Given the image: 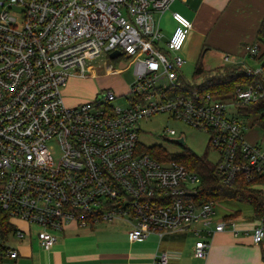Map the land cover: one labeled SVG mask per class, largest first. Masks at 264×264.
Returning <instances> with one entry per match:
<instances>
[{"label":"built area","instance_id":"obj_1","mask_svg":"<svg viewBox=\"0 0 264 264\" xmlns=\"http://www.w3.org/2000/svg\"><path fill=\"white\" fill-rule=\"evenodd\" d=\"M173 1L10 0L0 13V217L8 216L17 237L26 233L20 222L38 226L46 250L73 222L124 220L132 240L193 227L201 238L194 255L203 258L210 246L204 238L216 232L251 230L255 243L264 240V216L249 228H241L240 215L224 218L233 211L217 218L218 202L196 196L198 173L175 159L155 157L139 141L140 121L168 112L209 132L226 185L239 172L248 180L264 174V149L247 140L238 111L264 95L257 79L262 65L244 64L255 80L238 86L231 99L203 90L202 82H185L180 51L192 21L173 12L176 25L167 36L161 17H155ZM13 5L22 11H13ZM247 49L257 57V43ZM114 50L135 65L126 103L112 104L116 93L110 89L69 106L62 92L69 78L86 77L100 55L118 57L110 56ZM231 62L224 54V63ZM167 131L184 136L176 128ZM4 252L19 255L13 247ZM170 257L162 252L159 263Z\"/></svg>","mask_w":264,"mask_h":264},{"label":"crops","instance_id":"obj_2","mask_svg":"<svg viewBox=\"0 0 264 264\" xmlns=\"http://www.w3.org/2000/svg\"><path fill=\"white\" fill-rule=\"evenodd\" d=\"M181 1L185 5L170 6L159 17L162 24L163 20L166 22L163 28L167 36L176 25L173 12H180L192 21V28L180 51L186 61L197 64L200 58L203 61L208 54L224 60V54H229L232 62L227 65L260 64L250 56L247 48L253 43L259 45L257 37L264 21V0ZM105 62L108 73L118 71L115 66ZM91 69H94L93 63ZM103 222L86 227L74 222L68 224L69 227L49 250L41 246L32 226L20 222V227L26 231L23 238L12 231L5 238L0 235V264H160L159 254L165 251L171 254L167 264H264V243H255L251 230L241 231L237 235L221 231L206 236L204 239L210 242V246L203 258L193 255L196 242L201 239L196 236L193 227L175 231L177 233L166 232L162 237L152 233L142 240H132L129 236L131 226L123 231L116 230L114 225L99 228L98 225ZM240 226L249 228L246 223H240ZM87 227L88 232L83 237L77 233L71 237V233ZM189 233L194 234V242L187 238ZM5 247L16 248L19 255L10 256L4 252Z\"/></svg>","mask_w":264,"mask_h":264},{"label":"rangeland","instance_id":"obj_3","mask_svg":"<svg viewBox=\"0 0 264 264\" xmlns=\"http://www.w3.org/2000/svg\"><path fill=\"white\" fill-rule=\"evenodd\" d=\"M0 1H4L6 5L0 4L1 13L5 9L8 10L7 6L10 5V0ZM172 4L171 6L181 4L185 5V3L181 0H174ZM12 10L15 12H21L22 7L13 5ZM155 17L158 19L159 14H156ZM165 23L166 22L163 20L162 26H165ZM105 61H107L110 65L115 66L118 71L114 74L108 73L106 71L107 64ZM92 63L94 65V69H87L86 77L71 76L68 83L62 88L65 102L69 106L81 105L87 101L94 100L99 92L111 89L116 93V98L111 100V103L114 105L125 104L127 101L125 94L129 92L130 84L135 80V65L132 64L130 58L125 54L120 55L115 59L107 58L105 55H100V57L93 60ZM203 64L206 70L214 73L215 70H219L224 66V60H222L219 56H211L208 54L205 57V60H203ZM195 67V61L187 60L181 68L182 79L185 82L204 83L206 78L202 75H195ZM96 71L97 73H95ZM239 118L244 125L243 133L246 135L247 140L251 142L258 139L256 145L264 149V134L262 129L258 125H253L251 120L246 117L240 116ZM140 127L141 132L139 134V141L147 147L161 145L170 153H181L188 147L198 155H205L213 163H217L219 161V152L209 144V132L205 129L189 126L185 122L174 118L168 112L156 113L148 119H142L140 121ZM167 128H176L178 132L177 135H184L185 142L180 144L173 141L172 139L174 138V135L170 134L167 131ZM234 210H239L241 212V223H246L249 227H253L258 223L256 218H254V209L252 205L244 202L217 203V218H221L224 213H229ZM69 225L67 227H69ZM110 225H114L118 231L126 230L131 226L124 220H116L113 224L108 222L100 223L98 227L101 228ZM32 227L34 231H38V226L36 224H33ZM88 228L89 227L80 228L78 231L71 233V237H74L76 233L79 237H83L88 232L86 231ZM105 231L108 232L109 229H106ZM64 232L65 231L59 232V235L62 236V233ZM187 238L190 239V241H195V236L192 233H189Z\"/></svg>","mask_w":264,"mask_h":264},{"label":"trees","instance_id":"obj_4","mask_svg":"<svg viewBox=\"0 0 264 264\" xmlns=\"http://www.w3.org/2000/svg\"><path fill=\"white\" fill-rule=\"evenodd\" d=\"M259 53L256 58L263 67V73L257 76L262 82L264 89V21L258 33ZM195 75H202L206 78L200 85L203 90H209L217 97L231 99L238 86L246 85L255 80L254 77L247 76L244 64L227 65L221 67L215 72L205 69L202 58L195 67ZM239 114L251 120L253 125H258L264 134V95L248 104L238 106ZM146 152H151L155 157L162 160L175 159L185 164L191 171L196 172L201 177L200 189L197 192L199 199L204 201L215 200L221 202H244L251 204L254 209V218L264 216V174H259L253 180H248L244 172H239L237 179L232 186L226 185L222 177L218 174L217 163L211 162L205 155L201 156L193 152L190 148H185L181 153H170L161 145L153 147H143ZM241 212L234 210L225 214L224 218L229 216H238ZM14 225L10 222L7 215L0 217V235L5 238ZM264 243V240L261 242ZM264 257V244H263Z\"/></svg>","mask_w":264,"mask_h":264},{"label":"water","instance_id":"obj_5","mask_svg":"<svg viewBox=\"0 0 264 264\" xmlns=\"http://www.w3.org/2000/svg\"><path fill=\"white\" fill-rule=\"evenodd\" d=\"M121 54H122V52H121L120 50H114V51L110 54V56H111L112 58H114V57L119 56V55H121ZM173 140L176 141V142H178V143H180V144H182V143H184L185 138H184V136H181V137H178V138H174Z\"/></svg>","mask_w":264,"mask_h":264}]
</instances>
